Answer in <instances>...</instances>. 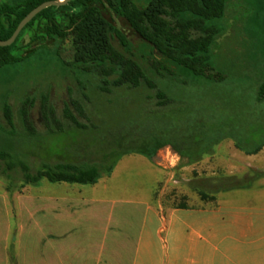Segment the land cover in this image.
<instances>
[{
    "label": "rangeland",
    "instance_id": "374dc122",
    "mask_svg": "<svg viewBox=\"0 0 264 264\" xmlns=\"http://www.w3.org/2000/svg\"><path fill=\"white\" fill-rule=\"evenodd\" d=\"M4 1L17 5L22 0ZM164 18L175 27L194 16L184 13ZM107 19L131 41L136 57L148 67L154 60L151 49L132 33L125 20L115 15H107ZM187 34L196 41L211 38L207 75L212 80L193 79L189 85L167 83L161 88L174 104L165 109L158 106L156 92L147 86L109 93L99 90V77L92 65L75 63L72 37L47 42L38 53L0 72V143L11 139L20 158L35 172L43 164L98 163L112 148L119 156L127 147L138 145L147 128L170 129L174 124L179 132L173 142L180 145L185 139H203L214 147L194 165L180 167V160L173 166L167 163L152 199L163 214L177 207L214 206L217 197L228 191L262 193L264 151L247 155L235 142L247 146L264 141V99H259L264 84V0H229L222 18L207 21ZM28 42L26 36L24 44ZM46 101L55 110L63 133H51L50 127L56 130L57 125H48L43 118ZM73 102L83 107L87 118L80 115ZM6 105L11 109L12 126L6 118ZM159 110L161 118L154 121L152 112ZM24 111L29 113L33 130L23 121ZM67 112L87 125L88 130L72 124ZM168 151L173 153L168 147L161 149L154 161L158 162V156ZM139 156L142 155L130 154L125 159L142 161ZM147 170L146 162L122 167L114 180L115 193L145 196L155 183ZM256 173L260 175L257 177ZM61 185L46 180L38 186L25 185L21 170L7 171L0 160V195L8 203L11 239L19 232L16 197L45 192L47 188L62 192ZM241 186L249 187L232 189ZM16 250L14 239L9 254L15 255Z\"/></svg>",
    "mask_w": 264,
    "mask_h": 264
},
{
    "label": "trees",
    "instance_id": "16d2710c",
    "mask_svg": "<svg viewBox=\"0 0 264 264\" xmlns=\"http://www.w3.org/2000/svg\"><path fill=\"white\" fill-rule=\"evenodd\" d=\"M49 1L60 0H22L17 5L0 0V41L9 40L31 11ZM228 1L70 0L64 6L43 10L21 31L13 45L0 47V72L38 53L39 48L49 41L72 37L75 63L87 67L92 65L99 77V90L109 93L114 89H139L147 86L149 90L156 92L158 106L169 108L174 101L161 88L167 87V83L181 82L189 85L193 79L212 80L207 75L211 38L203 41L191 40L187 32L200 28L207 21L222 18ZM184 13H190L194 18L180 21L175 27L164 18L167 15L178 16ZM107 15H115L125 20L132 33L151 49L154 60L148 67L136 57L131 41L107 19ZM26 36L29 42L24 44ZM259 99H264V84L261 86ZM73 105L82 117L87 118L80 104L73 102ZM5 110L7 121L12 126L11 109L6 105ZM161 111L152 112L154 121L161 116ZM42 115L48 125H57L56 130L50 127L51 133L64 132L55 116V110L47 101L43 104ZM66 116L78 129L88 130V126L81 124L71 113L67 112ZM23 121L29 130H33L26 111L23 112ZM173 125L170 129L147 128L142 134L143 137L139 138L138 145L127 147L119 156L116 155L115 148L109 149L103 161L98 163L43 164L33 172L27 162L20 158L11 139L2 140L0 143V160L6 164L7 171L20 169L25 185L38 186L43 180L50 183L94 185L103 176L111 175L121 158L130 154L142 155L152 160L161 149L168 147L179 157L180 167H187L198 163L205 154L212 151L213 143L203 139L198 142L185 139L180 145L173 142L174 135L179 132ZM235 144L247 155H255L264 147V141L259 144L249 143L247 146H241L237 142ZM256 174L257 177L260 175ZM205 198L203 195V199ZM10 259L14 260L13 254Z\"/></svg>",
    "mask_w": 264,
    "mask_h": 264
},
{
    "label": "crops",
    "instance_id": "0c3cea01",
    "mask_svg": "<svg viewBox=\"0 0 264 264\" xmlns=\"http://www.w3.org/2000/svg\"><path fill=\"white\" fill-rule=\"evenodd\" d=\"M126 157L94 185L51 183L63 191L17 196L13 261L11 216L0 195V264H264V191H228L214 206L163 214L152 199L168 152L158 162ZM135 162L148 164L154 186L145 196L117 195L116 176Z\"/></svg>",
    "mask_w": 264,
    "mask_h": 264
},
{
    "label": "water",
    "instance_id": "95a60500",
    "mask_svg": "<svg viewBox=\"0 0 264 264\" xmlns=\"http://www.w3.org/2000/svg\"><path fill=\"white\" fill-rule=\"evenodd\" d=\"M70 0H60V1H49L41 4L33 11H31L18 25L17 29L13 33L12 37L7 41H0V47H10L16 41L21 31L43 10L49 7H61L66 5Z\"/></svg>",
    "mask_w": 264,
    "mask_h": 264
},
{
    "label": "built area",
    "instance_id": "2783aa9c",
    "mask_svg": "<svg viewBox=\"0 0 264 264\" xmlns=\"http://www.w3.org/2000/svg\"><path fill=\"white\" fill-rule=\"evenodd\" d=\"M167 160H168V164L170 166H173V164L175 162H178V160H180V159H179V157L175 153H172V152L168 151Z\"/></svg>",
    "mask_w": 264,
    "mask_h": 264
}]
</instances>
